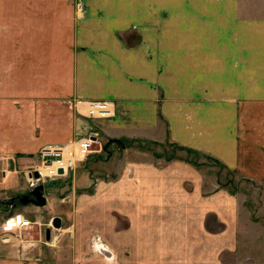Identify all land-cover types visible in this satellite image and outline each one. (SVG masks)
<instances>
[{
  "label": "crops",
  "instance_id": "crops-1",
  "mask_svg": "<svg viewBox=\"0 0 264 264\" xmlns=\"http://www.w3.org/2000/svg\"><path fill=\"white\" fill-rule=\"evenodd\" d=\"M32 2L0 0V91L6 87L0 92V118L9 139L0 142V151L7 150L0 153V199L27 191L21 173L33 151L30 143L25 147L16 142V131L18 118L31 125L33 100L39 106L61 103L56 115L49 116L69 125L55 130V137L47 141L51 144L69 143L74 148L77 139L97 131L107 142L189 148L211 155L230 171L241 172L244 167L251 181L263 180L264 164H244L243 156L237 157L232 124H209L208 103L251 102V126L241 133H251L252 149H264V126L259 125L264 117V13L258 10L264 0H252L251 6H257L254 12H260L251 13V24L230 21L234 29L227 30L209 28L212 22L225 20L219 0H135V31L118 28L129 21L127 11L115 10L109 0H93L71 30L72 42L66 47L58 23L63 14L56 13V22L50 17L53 24L48 29L44 24L53 12L46 8L47 0H41L36 10ZM153 22L163 24L158 28ZM186 22L194 25H183ZM128 32L135 34L134 45L123 39ZM225 32L251 37V62L247 45L226 47L221 40L211 44L209 39ZM49 42H55L50 49ZM34 50L45 54V61L36 63L38 75L32 73ZM46 80L49 89L42 87ZM33 88L40 89V97H33ZM16 101L23 103L19 109ZM102 102L111 116L94 125L84 126L73 114V103L85 116L90 103ZM23 128L25 133L26 124ZM113 145L118 148L110 159L120 162L118 173L96 179L87 195L94 198L103 185V212L120 215L123 227L118 229L116 221L106 217L102 241L108 249L98 247L97 256L77 259L78 264H224L223 254L229 253L225 250L239 239L241 214L248 211L244 194L218 186L213 173L176 158L175 150L169 155L138 146L131 150L125 142L107 147ZM247 218L253 224L252 216L251 221ZM211 224L221 228L211 230ZM73 227L74 241L80 235Z\"/></svg>",
  "mask_w": 264,
  "mask_h": 264
},
{
  "label": "rangeland",
  "instance_id": "rangeland-1",
  "mask_svg": "<svg viewBox=\"0 0 264 264\" xmlns=\"http://www.w3.org/2000/svg\"><path fill=\"white\" fill-rule=\"evenodd\" d=\"M32 1V9L36 10V8H38L37 4L40 3L41 0ZM109 1L111 4H114L112 7H114L115 10L122 14H125L124 11H127L128 13L127 20L129 21L118 28L135 31V0ZM211 1L212 3H215L213 2L214 0ZM235 1V5L227 3L221 5L219 0L220 5H218V9L223 11L225 20L223 23L212 22L213 26L209 24V28H220L222 26L223 30L234 29V22L230 21L251 24V13L259 14L260 12H254L256 11L257 6H251L252 0ZM21 2L23 3V0H21ZM91 2H93V0H47L44 4L47 5L46 8L50 11L52 9L53 13L48 16V23H45L44 26L48 25V29H50V25L53 24L50 17L56 22V13H59V16L63 14L62 22L58 23L62 26L64 31L63 42L66 47L72 42L71 30L74 29V26L80 24L81 19L86 15L87 5ZM224 6L227 11L224 10ZM260 9L262 10L261 14H263L264 7L258 6V10ZM231 10H233V12ZM33 14L35 13L33 12ZM262 16H264V14ZM36 17V15H32L33 23L35 22L34 24H37L38 26L40 22L35 21ZM155 23H157L158 28L163 24L162 22ZM4 24V26H7L9 23L5 21ZM183 25L193 26L194 23L186 22ZM33 28L35 29V27ZM141 28L143 27H140L139 29ZM144 28L150 27H147L145 24ZM57 33L60 34L59 31H57ZM49 34H51V31ZM219 38L220 37L209 39V41L212 40L211 44L216 45L218 40H221L222 44L226 47L233 45L239 46V44L247 45L248 51H251V37H243L242 39L236 37V34L234 33L228 34V32H225L224 36L220 39ZM123 39L134 45V32L133 34L128 32L124 35ZM181 39L187 41V39ZM54 40L55 37L53 38V41ZM241 40L245 41L241 43ZM59 41L60 37H58V42ZM51 45H55V42H49V49L51 48ZM49 53H51V51L46 55L50 56ZM20 56L22 57V55ZM44 56L45 54H37L35 50L33 51V75L34 73H37L36 75L39 74L40 70L36 63L45 61ZM247 56L249 57L248 61L251 62V52L247 53ZM35 81L37 82L38 79L36 80L34 78L33 82ZM48 83L49 80H46L42 87L49 89ZM3 88L4 85L1 86V93H3V90H6V87ZM39 90L40 89L35 88L32 89L33 97H40L39 94L41 92ZM52 94L54 95V91ZM39 103L40 102L35 100L32 101V111L34 115L31 117V125L27 120H23L22 118L17 119L16 142L19 141L18 143L25 147L30 143V147L32 148L31 151H33L31 155L27 156L26 168L21 173V178L28 184L27 191L13 199H10L8 196H1V198L6 197L8 199H0V229L1 224L7 216L16 214L30 221L31 225L28 228L23 229H1L0 264H78L80 262H77V259L82 260L90 258L91 256H97L98 247L108 249L105 241H102V236L104 235L103 227L105 225L104 219H106V217H112L116 221L118 229L123 227V220L120 215L103 212V196L105 190L103 185H101L100 191H98L94 198H88L87 195L88 193L91 194L93 192L96 179L105 180V178L108 177V174H117L120 167V162H113L110 159L111 154H116L115 147L117 149L118 145L109 146L106 147L105 150H102L107 140L100 138L97 131H91L93 132L91 135L94 138V143L90 146V150L83 155H87V157L85 158L82 156L85 158L83 162L78 158L77 153L74 152V145L72 154L76 160H73L72 166L68 168L65 173L52 179L39 178L41 181L34 182L32 183L33 185L30 186V181L36 179L32 177V170L40 163L38 157L40 151L54 145L63 144H51V142L47 141L55 137V130L62 124H64V129L69 125L68 122L64 123L63 118L49 116L51 114L56 115V111L60 108L61 103L47 102L42 106H39ZM74 103L72 107L73 114L74 116H79L84 126L94 125L102 120V118L97 117L95 114L90 118L87 111H85L84 116L82 114V109L80 108L81 106L74 105ZM15 104L19 109L23 103L16 101ZM208 107H210L208 110L209 124L214 121L216 124L220 125L219 122L223 121L221 124L225 126L232 124L234 127L235 145H237L238 151L237 157L241 159L243 156L245 159L244 164L250 162L251 164L262 163L263 165L264 149H252L251 133H241L243 128L251 126V117H249L251 116V102H209ZM259 121V125L264 126V117L259 119ZM24 124H26L25 133L23 131ZM78 129L83 131L84 127L79 126ZM6 131L7 129L4 119L0 118V142L9 141ZM124 142L126 146L131 148V150H137L136 148L138 146V150L146 148L159 153L164 152L167 155H169L170 151L174 152L175 150L176 158H186L192 161L202 172L210 175L213 173L214 181L218 186L226 188L230 192H241L244 194L243 201L244 205L247 206L246 209L248 211L241 214V219L244 223L239 231V239L236 246L229 250H225L229 253L223 254L224 264H264V176H261L263 177V180L251 181L249 180L251 175L244 172V167H242L241 172L236 170L230 171L211 155L201 154L195 150L183 148L178 145H171L172 148L166 150L163 149L162 146L160 148L148 143L142 145L135 141ZM124 142L122 141V143ZM42 143L45 144L42 145ZM166 147L168 146L166 145L165 148ZM6 152L7 150L0 151L2 154ZM83 158L81 159L83 160ZM251 160L253 161L251 162ZM36 186L42 187V195L45 199V205L42 207H37L33 204L21 205L18 202V199L22 196H27L29 191ZM110 189L111 188L108 186L107 190ZM251 210L253 211L251 212ZM247 217H249L253 224L249 222ZM54 218L59 219L58 229H54L51 225V221ZM73 225V228H77L80 235L77 236V239L74 241L72 230ZM211 225L213 227L211 230L214 231L221 228L219 225ZM46 230H49L48 240H45ZM61 239H63V241H61Z\"/></svg>",
  "mask_w": 264,
  "mask_h": 264
},
{
  "label": "built area",
  "instance_id": "built-area-1",
  "mask_svg": "<svg viewBox=\"0 0 264 264\" xmlns=\"http://www.w3.org/2000/svg\"><path fill=\"white\" fill-rule=\"evenodd\" d=\"M88 116L91 118L94 114L102 119L109 118L111 116V110L105 103H90L88 106ZM96 108V109H95ZM95 109V112L94 110ZM94 143V138L92 135L77 139L74 143L75 153H77L78 158L83 162L86 156H83L86 152L90 150V146ZM71 144H61L54 145L49 148H45L40 151L39 159L40 163L33 168V172L37 174V178L30 181V186L34 182L41 181L39 178L52 179L56 176L66 172L73 164V160L76 158L72 154ZM85 158H83V157ZM83 158V160L81 159ZM60 171V172H59ZM36 184V183H35ZM31 222L19 215L7 216L4 222L1 224L2 229H23L28 228ZM98 249V248H97ZM100 250V249H98Z\"/></svg>",
  "mask_w": 264,
  "mask_h": 264
},
{
  "label": "water",
  "instance_id": "water-1",
  "mask_svg": "<svg viewBox=\"0 0 264 264\" xmlns=\"http://www.w3.org/2000/svg\"><path fill=\"white\" fill-rule=\"evenodd\" d=\"M60 172V171H59ZM33 178H37V174L35 172L32 173ZM31 197V198H29ZM18 202L21 205H28V204H33L37 207H42L45 204V200L42 197V187L41 186H36L34 187L31 191H29L28 195L22 196L18 199ZM51 225L54 229L59 228V219L54 218L51 221ZM49 238V230L45 231V240H48Z\"/></svg>",
  "mask_w": 264,
  "mask_h": 264
},
{
  "label": "trees",
  "instance_id": "trees-1",
  "mask_svg": "<svg viewBox=\"0 0 264 264\" xmlns=\"http://www.w3.org/2000/svg\"><path fill=\"white\" fill-rule=\"evenodd\" d=\"M122 141H123V140H110V141H108V142L103 146L102 150H105V149H106L107 144H110V143L122 144Z\"/></svg>",
  "mask_w": 264,
  "mask_h": 264
},
{
  "label": "bare ground",
  "instance_id": "bare-ground-1",
  "mask_svg": "<svg viewBox=\"0 0 264 264\" xmlns=\"http://www.w3.org/2000/svg\"><path fill=\"white\" fill-rule=\"evenodd\" d=\"M96 109V108H95ZM95 109H93L94 110V112H95Z\"/></svg>",
  "mask_w": 264,
  "mask_h": 264
},
{
  "label": "flooded vegetation",
  "instance_id": "flooded-vegetation-1",
  "mask_svg": "<svg viewBox=\"0 0 264 264\" xmlns=\"http://www.w3.org/2000/svg\"><path fill=\"white\" fill-rule=\"evenodd\" d=\"M31 198V197H30Z\"/></svg>",
  "mask_w": 264,
  "mask_h": 264
}]
</instances>
